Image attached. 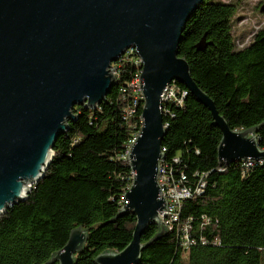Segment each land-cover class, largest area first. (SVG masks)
<instances>
[{
  "label": "trees",
  "instance_id": "16d2710c",
  "mask_svg": "<svg viewBox=\"0 0 264 264\" xmlns=\"http://www.w3.org/2000/svg\"><path fill=\"white\" fill-rule=\"evenodd\" d=\"M237 10L234 2L204 0L187 21L179 55L229 127H256L264 148V28L237 38ZM112 65L117 74L109 94L94 108L74 107L76 118L58 137L44 176L0 214V264H57L51 256L77 227L88 233L75 264H96L100 253L131 241L136 216L120 210L133 180L128 148L142 126L144 103L131 87L140 58L133 50ZM165 109L163 165L190 195L175 207L176 219L163 221L158 239L161 226L149 224L141 239L149 245L136 264H264V161L221 166L222 132L190 92Z\"/></svg>",
  "mask_w": 264,
  "mask_h": 264
},
{
  "label": "water",
  "instance_id": "95a60500",
  "mask_svg": "<svg viewBox=\"0 0 264 264\" xmlns=\"http://www.w3.org/2000/svg\"><path fill=\"white\" fill-rule=\"evenodd\" d=\"M204 0H0V214L24 201L44 176L58 137L74 120L76 105L94 108L115 85L112 65L134 48L140 58L142 126L128 148L133 180L121 213L136 216L132 239L105 251L96 264H136L149 243L151 222L166 230L168 208L159 184L166 133L163 94L176 81L212 114L222 132L221 166L264 161L257 128L234 130L193 80L179 43L188 19ZM264 12V5L261 6ZM88 230L73 229L49 262L75 264Z\"/></svg>",
  "mask_w": 264,
  "mask_h": 264
},
{
  "label": "built area",
  "instance_id": "2783aa9c",
  "mask_svg": "<svg viewBox=\"0 0 264 264\" xmlns=\"http://www.w3.org/2000/svg\"><path fill=\"white\" fill-rule=\"evenodd\" d=\"M135 50L134 48L128 49L124 55L128 52H132ZM123 55V56H124ZM141 62V61H140ZM115 74H117V69L113 71ZM176 83L170 84L167 89L165 90L163 94V111L164 114L166 115L168 111L165 109V105L168 103H177V102H182L183 99L189 94V90H183L180 93V88H177ZM131 87L140 94V100L142 101L143 99V94H142V89H141V78L140 76L135 77L131 81ZM165 127L166 124L164 123ZM141 128V127H140ZM136 139L133 138L131 141L134 142ZM249 163L252 161H248ZM159 184L161 186L162 190V195L168 200V208L169 210H165L161 213L162 220L163 221H168L170 222V218L176 219L175 215V207L178 205L179 201L182 198H186L187 196L190 195V192L187 187H181V186H176L172 183V180L169 178V174L167 173V170L165 171V166L163 165V159L161 161V169H160V175H159ZM167 222V223H168Z\"/></svg>",
  "mask_w": 264,
  "mask_h": 264
},
{
  "label": "rangeland",
  "instance_id": "374dc122",
  "mask_svg": "<svg viewBox=\"0 0 264 264\" xmlns=\"http://www.w3.org/2000/svg\"><path fill=\"white\" fill-rule=\"evenodd\" d=\"M238 5L233 25V34L240 40L248 38L255 30L264 28V12L261 6L264 0H224ZM247 39V40H248Z\"/></svg>",
  "mask_w": 264,
  "mask_h": 264
},
{
  "label": "bare ground",
  "instance_id": "6f19581e",
  "mask_svg": "<svg viewBox=\"0 0 264 264\" xmlns=\"http://www.w3.org/2000/svg\"><path fill=\"white\" fill-rule=\"evenodd\" d=\"M136 52V51H135Z\"/></svg>",
  "mask_w": 264,
  "mask_h": 264
}]
</instances>
